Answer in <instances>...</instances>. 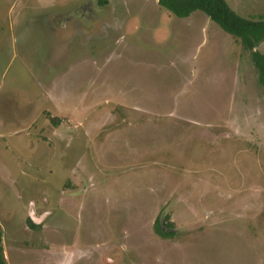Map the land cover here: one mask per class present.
<instances>
[{
    "label": "rangeland",
    "instance_id": "rangeland-1",
    "mask_svg": "<svg viewBox=\"0 0 264 264\" xmlns=\"http://www.w3.org/2000/svg\"><path fill=\"white\" fill-rule=\"evenodd\" d=\"M243 32L157 0H0L5 263L264 264V30Z\"/></svg>",
    "mask_w": 264,
    "mask_h": 264
},
{
    "label": "trees",
    "instance_id": "trees-1",
    "mask_svg": "<svg viewBox=\"0 0 264 264\" xmlns=\"http://www.w3.org/2000/svg\"><path fill=\"white\" fill-rule=\"evenodd\" d=\"M157 3L179 18L188 17L194 11H201L226 34L233 38L244 37L246 46L251 49L254 45L251 39L244 35L243 31L246 29L264 30V18L254 20L240 17L228 6L225 0H157ZM251 55L253 63L264 82V53L253 50ZM50 120L56 123L55 118H50ZM163 219L164 223L161 222L159 217L156 218L153 225L154 232L161 238L172 237L175 232L172 230L174 227L169 221V215L166 214ZM26 222L30 229L37 227L29 217L26 218ZM0 264H6L1 244V231Z\"/></svg>",
    "mask_w": 264,
    "mask_h": 264
},
{
    "label": "flooded vegetation",
    "instance_id": "flooded-vegetation-1",
    "mask_svg": "<svg viewBox=\"0 0 264 264\" xmlns=\"http://www.w3.org/2000/svg\"><path fill=\"white\" fill-rule=\"evenodd\" d=\"M96 2H97V0H96ZM102 2H109V0L108 1L102 0ZM79 29H80V23L78 20H75L74 25H73V32L76 33L77 32L76 30H79Z\"/></svg>",
    "mask_w": 264,
    "mask_h": 264
},
{
    "label": "water",
    "instance_id": "water-1",
    "mask_svg": "<svg viewBox=\"0 0 264 264\" xmlns=\"http://www.w3.org/2000/svg\"><path fill=\"white\" fill-rule=\"evenodd\" d=\"M29 217L33 222H38V219L34 218L33 214H30Z\"/></svg>",
    "mask_w": 264,
    "mask_h": 264
}]
</instances>
